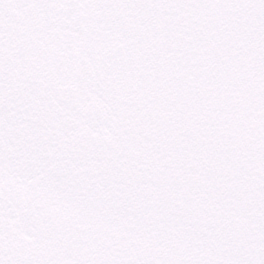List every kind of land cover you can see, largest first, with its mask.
I'll return each mask as SVG.
<instances>
[{
  "label": "snow or ice",
  "instance_id": "6c2138e0",
  "mask_svg": "<svg viewBox=\"0 0 264 264\" xmlns=\"http://www.w3.org/2000/svg\"><path fill=\"white\" fill-rule=\"evenodd\" d=\"M0 264H264V0H0Z\"/></svg>",
  "mask_w": 264,
  "mask_h": 264
}]
</instances>
